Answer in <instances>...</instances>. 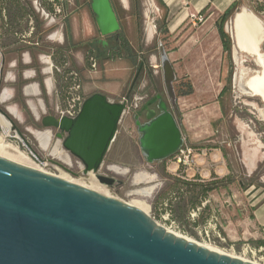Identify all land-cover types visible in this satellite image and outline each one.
I'll return each instance as SVG.
<instances>
[{"label": "water", "instance_id": "obj_1", "mask_svg": "<svg viewBox=\"0 0 264 264\" xmlns=\"http://www.w3.org/2000/svg\"><path fill=\"white\" fill-rule=\"evenodd\" d=\"M90 8L101 36L120 29L110 0H91ZM158 53L166 98L156 94L131 109L128 95L112 101L95 91L74 117H42L41 124L53 128L62 148L79 160L82 174H93L107 186L122 183L100 168L128 110L146 163L173 157L190 143L174 89L176 73L161 42ZM0 115L35 154L1 108ZM0 264L257 263L177 235L128 202L0 156Z\"/></svg>", "mask_w": 264, "mask_h": 264}, {"label": "rangeland", "instance_id": "obj_2", "mask_svg": "<svg viewBox=\"0 0 264 264\" xmlns=\"http://www.w3.org/2000/svg\"><path fill=\"white\" fill-rule=\"evenodd\" d=\"M138 1L139 4L137 5L133 3V0H111L120 23L121 29L119 32L130 42L131 49L134 53H137L138 56L142 53L146 58L145 62L151 69L150 75H147L145 70L142 72L139 71L137 78L133 81L138 69L136 63H133L131 59L125 56L109 57L106 54L100 55L99 52L102 49H94L97 65L96 70L90 72V76L84 80L83 92L85 97L98 90L105 92L104 94L112 101L121 100L128 95V104L131 109H134L140 107L144 101L150 98L152 91L149 85L152 81L156 84L159 94L166 98L159 66V42L164 45L168 54L173 58L176 57L177 80L174 83L175 92L177 89H181L177 86L179 83H182V90H186L188 85L191 86V80L183 74V67L185 65L177 62L180 60H177L179 56L178 50L183 44L179 41L172 40L166 34H159L157 31L163 15V11L158 9L160 6L156 0ZM251 1L264 5V0H248V2ZM28 2L33 10V14L29 17L34 26V30L30 37L31 44H23L38 48L39 50H48L53 62L54 57L52 56V51L54 48L63 47L65 50L64 55L69 60L67 49H69L70 45L52 44L45 37L53 29H59L66 35L67 22L75 14L74 1L54 0L53 2H49L48 0H28ZM54 2L60 4L61 10L59 12L52 9ZM255 3L251 5H255ZM35 5L39 11L34 9ZM41 7L44 9V12ZM88 13L91 21L94 23V14L89 9ZM97 37L100 38L98 34ZM34 41H37V44H33ZM90 41L91 38L83 39L79 44L81 54L84 57L88 55V50L91 48ZM110 42L112 43V48L110 49H117L118 44L116 40L112 38ZM213 42V40H210L208 47L214 55L216 48ZM260 48V52L264 53V40L260 43ZM239 56H241L240 59L233 61L230 54L226 55L224 60L225 67L228 69L226 75L219 77H193L195 80L208 79L211 82V86L203 89L205 92L198 90L196 97L194 96L191 99V106L185 110L189 113L191 119L198 115H208L211 117L210 127L213 131L211 137L214 139L215 145L223 148L228 163L232 166L235 173L237 171L238 178L242 179L245 183L253 181L257 184L264 166V161L259 163L257 169L249 178H245L237 162V152L242 150L238 142L241 135L245 139L251 140L252 137L256 138L258 139L257 144L261 143L264 146V101L259 96L250 95L244 84L248 77L257 73V70H260V67L257 65L256 58L253 56L244 54ZM55 57L58 60V55ZM32 59L34 64H36L34 55H32ZM210 62H213V60H210ZM190 63L196 66L199 64V61L192 60ZM218 63L219 61L217 60L211 66H218ZM72 67L78 70L75 65ZM240 67L247 69L246 74H244L245 71H242L240 75L238 74ZM0 68H2V71H0L1 92L6 87L9 88L10 83L6 80V64L2 65L0 62ZM221 85L224 88L220 94H217ZM199 93H202L205 98L200 99L198 97ZM180 98L182 99V97ZM215 100L218 101L221 113H219V110L216 109L214 111L213 109V106L216 108L217 105L215 104ZM6 104L0 103V108L3 109ZM206 105L208 108L204 109ZM22 112L24 115L22 118H12V120L24 134L35 154H32L22 143L15 131L9 129L8 133L5 134V125L0 115V142L18 148L22 154L26 155V160H28L27 162L29 164L21 156H14L5 151H0V156L15 162L17 161L23 165L27 164V166L35 167L67 181L74 183L81 181L79 184L94 189L90 181V175L81 173L79 160L62 148L60 139L55 135L56 131L51 127H44L40 121L34 122L32 116L27 111ZM219 115L221 116L219 117ZM7 124L10 126L8 122ZM46 131L51 132L47 133ZM227 141H229V145L226 144ZM162 169L163 165L159 162L148 164L141 156L137 142L136 128L131 117V112L128 110L119 122L116 137L100 168L102 173L112 175L121 180L122 183L107 186L99 183L96 179L98 190H100L99 192L128 202L147 212L161 226L175 234L185 236L187 239L204 246H209L219 252L252 261L253 259L251 257L241 253L242 244L244 242L250 243L249 241L241 240L232 244L225 237L224 242L217 239L208 242L202 239L198 231L203 221L196 223L198 224L197 227L195 223L185 218V215H187L186 211L179 210L176 201H169V197L174 193L171 188L172 180L167 172L163 174ZM188 198V195L184 196L185 200ZM167 213L170 215H166ZM198 215H201L205 219L204 217H207L208 212L201 211L200 214L194 216L195 219H197ZM172 220L173 222H171ZM218 228L222 234L219 218Z\"/></svg>", "mask_w": 264, "mask_h": 264}, {"label": "crops", "instance_id": "obj_3", "mask_svg": "<svg viewBox=\"0 0 264 264\" xmlns=\"http://www.w3.org/2000/svg\"><path fill=\"white\" fill-rule=\"evenodd\" d=\"M73 1L75 14L67 22L66 35L59 29H53L45 39L56 45H70L67 49L68 58L70 64L78 68L84 90V80L90 76V71L86 57L81 54L79 44L83 39L91 38L89 42L91 48L94 47L93 49L98 50L99 43L106 44V36H101L95 22V15L94 23L91 21L88 13V9L92 12L91 0ZM161 2L162 7L160 6L158 9L164 14L166 36L183 44L179 47L177 60H180L177 62L185 65L183 74L191 80L192 91L189 94L177 96V103L182 114V126L190 141L188 145L194 148L193 157L188 165H181L173 156L159 162L163 165L162 171L186 181L211 180L213 177L222 178L230 175L231 180L227 184L211 190L201 201L199 205L201 209L198 214L201 211H207L208 215L204 217L205 219L201 215H198L197 219L191 217L192 209L186 211L185 218L196 224L200 221L204 223L211 216L216 215L220 220L222 234L227 241L233 244L237 241L246 240L254 246L263 247L264 250V166L257 184L253 181L245 183L238 178L237 171L235 173L232 166L229 165L226 154L222 152L220 146L215 145V141L211 137V133H213L210 127L211 117L198 115L191 119L185 110L191 106V99L196 97L198 90L205 92L203 89L211 86L210 80H195L193 77L226 75L228 72L224 64L226 55L230 54L231 59L235 61V59H240L241 56L239 55L241 54H250L239 43L235 17L240 13L250 12L264 26V5L256 4L254 1L248 2V0H161ZM252 3L255 5H251ZM34 9L39 11L36 5ZM192 14H201L203 21L195 22L191 17ZM224 16L226 18L221 22ZM28 20L29 17L20 31L26 29ZM5 21V11L1 10L0 62L2 65L6 64V80L10 83L9 88L6 87L0 92V103H7L2 110L11 119L22 118L24 116L22 111H27L34 122L40 121L41 123V119L45 115H58L62 104V96L59 93L54 72V62L48 50H39L24 45L17 37H15L17 43H10L6 40ZM221 23L223 31L230 39L229 53L223 49L219 33ZM236 32L237 34H235ZM97 34L100 38L97 37ZM210 40L214 41L216 48L214 55L208 47ZM260 43L259 50L261 51ZM184 49L185 51H183ZM99 54L101 55L103 52H99ZM32 55L35 56L36 64H34ZM168 56L176 73V57L173 58L170 54ZM250 56L255 58L252 54ZM192 60L199 61V64L196 66L191 64L190 61ZM217 60L219 61L218 66H211ZM257 65L260 67L258 63ZM238 70L240 75L242 71H245L244 74H246L247 69L240 67ZM181 84L177 85L178 88H181L179 91H182ZM223 88L221 85L217 94H220ZM98 91L105 93L102 90ZM198 97L200 99L205 98L202 93H199ZM215 104L217 105L216 108L213 106L214 111L217 109L221 113L217 100H215ZM207 108L206 105L204 109ZM46 132L50 133L51 131ZM238 140L242 150L237 152V162L243 176L249 178L259 163L264 161V146L261 143L257 144L258 139L253 137L250 140L241 135ZM226 144L229 145V141ZM194 145L199 146L194 147Z\"/></svg>", "mask_w": 264, "mask_h": 264}, {"label": "trees", "instance_id": "obj_4", "mask_svg": "<svg viewBox=\"0 0 264 264\" xmlns=\"http://www.w3.org/2000/svg\"><path fill=\"white\" fill-rule=\"evenodd\" d=\"M111 1V0H110ZM158 5L162 7L161 0H156ZM133 3L139 4L138 0H133ZM112 4V2H111ZM113 6V4H112ZM113 9L116 13V10L113 6ZM1 10L5 11L6 21H5V29L4 33L5 39L8 40L10 43H17V39L15 38L16 32H19L24 26L25 22L27 21L28 17L33 14V10L29 5L28 0H0V12ZM117 16V13H116ZM226 16L222 17L223 22L225 20ZM118 19V16H117ZM161 23L157 27V31L159 34H165L166 33V27L164 24V14L161 18ZM119 21V20H118ZM120 24V23H119ZM121 29V28H120ZM119 29V30H120ZM119 30L115 33L106 35V44L103 45L102 43H99V48H101V52L103 54L108 55L109 57H121L125 56L128 57L133 61V63H136L139 67L140 64L141 68L140 71H146L147 75H150L151 69L149 65L145 62V57L142 53H140V56H138L137 53H134L131 49V44L127 40V38L119 32ZM219 33L221 36L223 49L230 52V39L229 36L223 31L222 23L219 27ZM114 38L116 40L118 46L117 49H110L112 48V43L110 42L111 39ZM94 49L90 48L88 50L89 54H94ZM65 54V50L63 47H56L52 51V56L54 57V65L55 66H61L63 63L67 60ZM56 55H58V60L56 59ZM88 55L86 56V60L88 58ZM65 56V57H64ZM55 75H56V81L59 88V93L63 98L64 95V87L65 83L63 82V74L56 69H54ZM150 88L152 91V94L150 97L155 96L156 94H159V90L154 82H150ZM192 89L191 86L188 85V88L186 90L179 91L176 90V95H186L191 93ZM198 145H194L196 147ZM221 150L224 153V150L222 147H220ZM163 174L165 172L163 171ZM170 179L172 180V191L174 192L173 195L169 197V201L174 202L178 204L177 207L179 210H185L188 209H194L197 206L200 205L201 201L206 197L207 193L210 192L213 189H216L220 186H224L231 180V176L227 175L222 178L213 177L211 180H201V181H186L182 180L175 176H170ZM188 195V199L185 200L184 196ZM183 202V204H182Z\"/></svg>", "mask_w": 264, "mask_h": 264}, {"label": "built area", "instance_id": "obj_5", "mask_svg": "<svg viewBox=\"0 0 264 264\" xmlns=\"http://www.w3.org/2000/svg\"><path fill=\"white\" fill-rule=\"evenodd\" d=\"M49 2H53L54 0H48ZM44 12V9L41 7ZM52 9L56 12H59L60 4H56L55 2L52 4ZM191 17L195 22L203 21V16L201 14H192ZM34 26L29 17L28 24L25 30L16 32L15 35L19 39L21 43L31 44L30 37L33 34ZM33 44H37V41H34ZM89 71L94 72L96 70L97 59L94 54H89L87 58ZM54 69L61 72L63 74V82L65 83L64 87V95L62 98V104L59 108L58 115L59 116H68L74 117L83 103L85 99V94L83 92L82 81L80 77V73L78 70L72 67L70 61L67 59L63 65L55 66ZM194 148L188 144H184L178 153L175 155V159L181 165H188L193 157ZM201 209V206H197L192 209L190 215L194 217L198 214V211ZM170 215V214H166ZM173 222V220L171 221ZM201 235L202 239L212 242L213 239H217L219 241L224 242L225 238L221 234L218 228V218L216 215L211 216L208 220H206L202 225L200 230L198 231ZM241 253L243 255H248L253 260H249L251 262L257 264H264V254L263 247L254 246L248 242H244L241 246Z\"/></svg>", "mask_w": 264, "mask_h": 264}, {"label": "bare ground", "instance_id": "obj_6", "mask_svg": "<svg viewBox=\"0 0 264 264\" xmlns=\"http://www.w3.org/2000/svg\"><path fill=\"white\" fill-rule=\"evenodd\" d=\"M235 18H236L235 23H236L237 28H238L237 37H238L239 43H241L242 44L241 46L245 47V49L250 54L255 56L257 63L261 67L260 73L257 72L255 74H253L252 76L248 77L245 80L244 84L247 87L248 93L250 95L259 96L264 101V56L259 50V43L262 42L261 41L262 39H264L263 24L260 22V20L254 14H251L250 12L249 13H247V12L240 13ZM235 34H237V32ZM263 118H264V116H263ZM3 123L5 125L4 126L5 127L4 132H5V134H7L8 130H9V126H8L5 119H3ZM0 151H5V152L10 153L14 156L15 155L21 156V158H24L23 160L26 161L27 164H29V162H27L28 160H26L27 159L26 155L22 154L19 151V149L16 147H12L9 144H4V143L0 142ZM89 175L91 177L90 181L93 185L94 190L96 189V191L99 192L100 190H98V183L96 181L95 176L93 174H89ZM79 183H81V181H79ZM99 193H102V192H99ZM182 237H185V236H182ZM205 247L212 249L209 246H205Z\"/></svg>", "mask_w": 264, "mask_h": 264}, {"label": "flooded vegetation", "instance_id": "obj_7", "mask_svg": "<svg viewBox=\"0 0 264 264\" xmlns=\"http://www.w3.org/2000/svg\"><path fill=\"white\" fill-rule=\"evenodd\" d=\"M145 102V101H144Z\"/></svg>", "mask_w": 264, "mask_h": 264}]
</instances>
